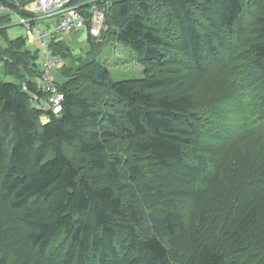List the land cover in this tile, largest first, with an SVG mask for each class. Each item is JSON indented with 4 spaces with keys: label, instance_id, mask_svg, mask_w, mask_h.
Segmentation results:
<instances>
[{
    "label": "trees",
    "instance_id": "16d2710c",
    "mask_svg": "<svg viewBox=\"0 0 264 264\" xmlns=\"http://www.w3.org/2000/svg\"><path fill=\"white\" fill-rule=\"evenodd\" d=\"M33 1L0 0V64L13 78L0 76V264H264V0L250 30L256 0H110L90 53L114 40L144 77L112 81L77 57L54 80L58 115L33 105L47 96L41 51L2 30L11 14L31 18ZM49 48L73 58L55 36ZM208 56L224 94L255 116L229 145L193 142ZM86 81L99 89L89 98Z\"/></svg>",
    "mask_w": 264,
    "mask_h": 264
},
{
    "label": "rangeland",
    "instance_id": "374dc122",
    "mask_svg": "<svg viewBox=\"0 0 264 264\" xmlns=\"http://www.w3.org/2000/svg\"><path fill=\"white\" fill-rule=\"evenodd\" d=\"M263 0H256V2H250L247 4V8L244 12V21L246 22L247 28L252 29L253 23H255V18L260 13V4ZM21 16L17 14L10 15V22L7 27H3L2 30L5 33L6 39L14 40V37L23 36L27 38L26 49L35 51H41L38 39L24 26H19ZM52 25H50L49 31L45 37L46 41H50V34H52ZM37 30L41 32L46 31V24L40 23L35 26ZM8 29L12 32H9ZM87 31L85 29L61 33L56 32L55 38L57 40L64 41L65 44L69 47L72 52L73 58L66 61L60 60V63L57 64L56 68L51 72L52 79L57 83H63L66 78L74 71V67L77 65L76 58L81 57L82 60L86 62H92L91 67L95 69H105L109 72L110 79L112 81H120L126 79H140L144 77V67L138 62L137 57L132 52L126 50L123 46L116 43L114 40H109L106 44L100 48V50L95 53V51L90 53V46L87 42ZM13 37V38H12ZM59 58V57H58ZM61 58V57H60ZM59 58V59H60ZM209 61H206L207 64L212 68L210 72L215 74L213 78H200L198 86L194 87V93L200 95L202 103L199 111V122L195 123V132L194 134V144L199 147H204L206 145H220L227 144L229 145L233 140L238 138L237 134L239 133L238 128L242 127L249 120L255 118L254 114L251 116L250 107L246 105L243 106L237 101L233 100L229 95H225L222 91L223 85L219 82V77H216L218 73L222 72V63L214 60V58L206 57ZM95 63H94V62ZM43 57L39 58L38 63L42 67ZM97 62V64H96ZM67 66L70 70L65 71L66 73H61L60 68L62 66ZM98 65V67H97ZM155 71H158L159 68H154ZM98 71V70H97ZM218 72V73H217ZM193 74L189 75L190 83H192L198 75ZM219 75V74H218ZM0 76L6 82H12L13 78L5 77L3 74V67L0 64ZM212 76V75H211ZM221 76V75H220ZM82 94L87 98L92 97L95 91L99 89L89 82H84L81 84ZM206 94V96H204ZM248 97H251L252 94H247ZM214 99L213 102L209 103V100ZM33 105L36 106V101H33ZM46 108V107H44ZM246 111L248 113H246ZM67 155L72 159L78 158V153L75 148L66 150ZM8 264H13L11 258H8Z\"/></svg>",
    "mask_w": 264,
    "mask_h": 264
},
{
    "label": "built area",
    "instance_id": "2783aa9c",
    "mask_svg": "<svg viewBox=\"0 0 264 264\" xmlns=\"http://www.w3.org/2000/svg\"><path fill=\"white\" fill-rule=\"evenodd\" d=\"M109 3L110 0H84L82 2H77V0H34L24 7V10L32 17L22 18L19 25L26 27L38 39L42 48L43 74L40 78L39 88L47 96L37 100L36 106L58 115L62 110L63 96L58 91L51 75V72L60 63V59L49 48V41L45 39L48 32H41L35 26L41 21L55 19L56 32L69 33L85 29L88 35L98 38L104 28ZM0 10H4L1 4ZM23 89L26 90V87L23 86Z\"/></svg>",
    "mask_w": 264,
    "mask_h": 264
},
{
    "label": "crops",
    "instance_id": "0c3cea01",
    "mask_svg": "<svg viewBox=\"0 0 264 264\" xmlns=\"http://www.w3.org/2000/svg\"><path fill=\"white\" fill-rule=\"evenodd\" d=\"M30 4V3H29ZM27 6V5H26ZM55 19H53V20H45V21H41V22H39L38 24H40V23H45L46 24V31L48 32L49 31V28H50V25H52L51 27H53L52 28V34H50V36L51 37H53V36H55V34H56V31H55ZM20 26V25H19ZM8 28V27H7ZM8 31L9 32H11L9 29H8ZM12 33V32H11ZM49 34V33H48ZM14 37V39H16V38H19V37H23V36H18V37H15V36H13ZM12 37V38H13ZM27 38H28V35H27Z\"/></svg>",
    "mask_w": 264,
    "mask_h": 264
}]
</instances>
